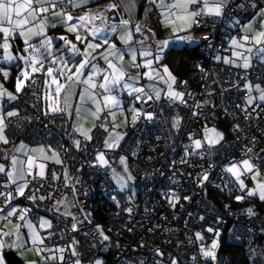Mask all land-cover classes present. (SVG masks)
Returning <instances> with one entry per match:
<instances>
[{"label": "built area", "instance_id": "2783aa9c", "mask_svg": "<svg viewBox=\"0 0 264 264\" xmlns=\"http://www.w3.org/2000/svg\"><path fill=\"white\" fill-rule=\"evenodd\" d=\"M67 4H61L57 10L66 9ZM255 9H264L262 0H230L221 17H205L199 27H193L195 42H181L195 46L199 54L190 60L188 74L176 76L173 86L185 93L186 104L172 102L163 94L159 101L142 103L135 99L137 94L129 95L127 90L112 93L141 112L116 149H105L99 129H92L91 140L81 142L77 148L65 113L43 111L41 75L48 66L54 67L45 62L44 68L33 73L21 92L15 94V100L1 101V116L5 118L8 143L39 144L48 152L58 153L62 164L45 163L44 178L33 179L27 175L29 170L25 171L24 178L30 181L26 195L35 192L37 199L17 197L11 204L29 209L27 218L33 223L38 214L50 218V241L65 248V252L75 241L80 260L94 262L102 257L110 264H171L175 257L178 264H230L229 256L218 248L216 261L204 258L200 252L201 244L207 247L218 239L219 245L241 247L247 264H264V201H237L235 196L241 190L222 169L223 164L230 163L242 167V161L250 159L264 177V104L249 106L243 88L246 82L264 87V60L252 61L251 68L245 70L212 59L224 52L222 38L231 16L244 18ZM130 23L127 26L133 28L135 45L151 43L158 50L157 44L165 41L157 39L145 23ZM137 24L142 26L140 33L135 31ZM94 62L105 66L98 58ZM142 85L149 90L146 82ZM11 108L17 116L7 117L5 111ZM146 113H152L153 118L147 119ZM176 118L180 124L173 127ZM207 128L221 133L223 139L215 145L205 140L196 149L193 141L202 140ZM97 151L112 160L120 154L127 157L135 197L130 198L126 191L118 192L112 186L105 172L111 165L101 166L95 157ZM31 171L35 175L34 167ZM205 173L207 180H203ZM248 178L249 174L242 177L244 181ZM8 191L13 192V186L0 175V192ZM64 192L73 199L76 211L72 216L54 210ZM49 193L51 199H39ZM173 193L180 198L175 207L168 202ZM3 201L4 197H0V204L4 205ZM248 208L254 209V216L247 215ZM73 223L77 224L76 231L72 230ZM97 225L110 237L109 241L101 243ZM209 228L213 231H207ZM216 231L220 233L218 238ZM196 232L201 233L203 241L196 239ZM156 249L163 256L156 255Z\"/></svg>", "mask_w": 264, "mask_h": 264}, {"label": "snow or ice", "instance_id": "6c2138e0", "mask_svg": "<svg viewBox=\"0 0 264 264\" xmlns=\"http://www.w3.org/2000/svg\"><path fill=\"white\" fill-rule=\"evenodd\" d=\"M65 2L71 3L73 7H79L81 5H87L89 3V0H78V3L77 0H0V34H2V43H0V49H3V56L0 57V59L7 63H11L16 60H22L25 62L27 67L31 68L32 73L39 72L42 68H44V63L47 57L53 56L54 38L48 37L46 35V19L42 18L43 14L49 13L50 10H53L51 12L53 16L61 17L62 22L66 25V29L68 32H77L78 26L84 27L86 25L93 24V22L98 19L102 22L104 19H106L103 9L97 10L95 12L89 11L79 17H74L63 9L57 10L59 9V6L61 4H64ZM229 2L230 0H172L171 3L166 4L165 0H159V6L162 9H165V11L161 13V15L163 16V23L165 27L171 28L174 39L159 42L157 44V48L160 54H157L154 57V60L146 59L142 65H137V67H145L149 69L148 71L142 74L148 80L156 79L162 81L167 85V91L163 92V95L168 100L172 102L178 101L180 104L187 103V101L185 100V93L176 91L173 87L177 83V79L173 75V73L169 70L166 65L162 66V73L156 68H153L152 65L154 61L158 63L161 60V54L164 52V49L169 46L170 43L195 42V37L191 34V30L193 29V27H199L205 17H221L224 14V10ZM130 3H132V6L135 7L134 0H130ZM241 6L243 7V5ZM117 7L118 5L115 3L107 5V8L109 10H114ZM253 7H255V5H253ZM260 12L264 13V9H261ZM74 20L78 21V24L69 23ZM129 23V20L122 19L120 20L118 25L114 24L110 27V31L113 33L117 32L118 29L120 30L119 39L125 45H128L133 40V33L127 29V25ZM51 27H55V25H51ZM135 31L137 33H140L142 31V26L137 24L135 26ZM149 31L151 30L149 29ZM244 31L245 34L239 39L234 37L230 41V47L232 48V57H235L236 60H242L243 63L237 64L236 60H233L229 57L221 58L217 56V60L223 59L224 64L233 65L235 67H242L245 70L251 68V55H259L261 59L264 60V21L260 22L259 29H256L253 27L252 24H249L245 26ZM179 33L186 34L179 35ZM89 35L94 38H99L101 42L93 43L92 41H89L86 38L81 37L79 34H77L76 40L86 44V48L83 52H81V50L77 47L75 43H72L66 37H59L60 40L64 41L65 45H70V47L67 49L68 52L72 53L73 56L79 54L83 56V59L77 65L74 66L75 71H73V66H71L70 62L65 60L63 56L59 58L53 57L51 63L57 65V67H48L46 69V76L50 77V83L52 85H55L56 100L58 101L61 93L64 92L65 102L67 103L68 85H66L65 83H60V78H66L68 82L72 83H83L88 85L90 89H95L97 87V84L95 83L93 78L101 72V69L98 68L96 64L91 63V60L95 59V56L92 55V52H95L97 49L101 48L102 45H108L109 50L107 51V55H104V60L106 61L108 68L111 69L112 72L111 74H104L103 82L99 84V87L101 89H104V91L108 93L107 95H104L102 97L103 107H101L100 100L96 99V97L91 92H88L87 96L88 99H91L96 106V111L95 113H93L96 119L100 118L98 114L101 111H103L104 109H108L114 120L115 113L111 112V109L114 107H118L120 105V100L117 98V96H114L111 93L116 90L117 86L120 85L121 81L125 79V74L123 71L117 69L116 65L112 62V59H110L109 57L119 58L120 60H123L124 56L119 52L115 44H109V40L104 27H92L89 30ZM17 36L23 38V43L26 46L24 51L28 52L29 55L12 54L10 50V42L14 41ZM34 38H41L38 44L32 42ZM204 39L207 40L208 37L205 36ZM140 43H143V41H141ZM249 44H251L252 46L249 47ZM88 49H91L92 52H89ZM129 51L131 52L133 62H135L136 50L129 49ZM245 53H248L249 55H245ZM140 55L143 57H149L152 55V53L148 50H145L142 51ZM89 66L92 69L91 73L88 74L86 78L81 79L82 75L84 74V70ZM0 71L3 72L4 78L7 79L9 73L7 71H3V69H0ZM201 71H203V69H201ZM57 72L59 73V77L54 74ZM139 75L140 74H138V77ZM21 76L23 77V79L17 77L16 81L17 93L21 92V90L26 86L25 82L30 79V73L29 71L24 70L21 72ZM48 84L49 81L46 80L45 85L47 86ZM123 87L125 89H130L129 95H132L134 93L137 94L135 96V99L142 103H148V101H152L153 99H155L156 101L161 100L162 90L156 88L155 86H151L147 91L143 87H133L128 84H124ZM244 87L248 91V93H252L253 91L259 93L258 97H253L251 95L248 96L247 104L249 106H251L253 104L254 99L257 98L259 101L264 102V88H262L260 84H255L253 86L251 83H246ZM4 97H7L9 100H15L17 98L13 93L8 92L6 89L3 88L2 85H0V99ZM81 98H84L83 94ZM257 107H259V105H257ZM51 110L61 111V109L58 107H53ZM245 111H247V109H245ZM195 114L196 113H194V115ZM17 115L18 113L16 111L7 112V117H14ZM140 115L141 112L139 110H133V123L136 122L137 118L140 117ZM145 116L147 119L153 118L152 113H146ZM249 116L250 114L245 118L247 119L249 118ZM179 124L180 120L179 118H176L173 127H178ZM5 128V118L3 116H0V142L7 144L9 141L5 134ZM76 131L79 132L80 135H82L86 140H91V129H84L83 127H78ZM105 131H107V129H105ZM121 139H123V137L119 134H116L113 137L110 133L109 138L105 140V147L108 149H114L119 146V142ZM222 139L223 135L217 132L215 129H205V140L209 145H215L219 143ZM193 144L196 149H200L202 146L200 140H194ZM75 146L77 148L80 147L79 140L75 141ZM39 151L43 153L44 149H40ZM248 151L251 152L252 150L248 149ZM52 158L55 159V162L57 164L62 163L57 153L53 152ZM96 159L101 165H106L108 163L103 153L98 154ZM121 163L124 164V171L128 172L125 157H121ZM12 164L13 166L16 164L15 159L12 160ZM33 165L34 158L29 157V171L27 172V175L32 176L33 179H35L37 176L40 178H44V165L41 164L37 166L39 168V171L36 172L35 175L31 171ZM227 171L235 177L236 181L239 184L240 190L242 192L246 190L247 197L258 196L261 201H264V177L261 176V172L257 169V166L250 159H244L242 161V167L238 166L237 164H232L230 167L227 168ZM0 173H5L8 182L16 185L15 195H13V192L11 191L0 192V197H4V207L0 208V213H5V210L7 209L5 215L0 218L6 220L8 224H13V220L11 219L12 217H16V220L23 222V224L15 223L14 231H5L3 229H0V252H2V250L6 247L21 250L24 248V245L29 242L35 247V250L38 254L52 252V249L47 248V246L45 245L46 237H42L40 233L36 230V228L33 226V224L28 221L27 216L30 210L27 208L19 209V215H17V207H10L11 201L14 200L16 197H25L26 199L33 201L37 199L35 192L32 195H26L25 190L29 188L30 181L25 180L23 173L17 175L13 171H6L4 165H0ZM247 174H252V180L255 182V188L246 187L245 181L244 179H242V177L246 176ZM53 177L55 178V174H53ZM114 178L116 179V182L121 190H123L127 186V181H131L134 179V177L130 173H128L127 177L114 173ZM207 179L208 176L205 173V175L203 176V180ZM17 180H24V182L17 184ZM4 187L7 188L8 184H5ZM38 191L39 189H36V192ZM46 198L51 199V193H49L48 197H45L43 195L39 196L40 200H44ZM245 198L246 197L243 195L235 196V199L237 201H242ZM113 199H115V197H113ZM179 199L180 198L173 193V195L168 198V202L172 207H175L176 204L179 202ZM184 199L187 200L188 197H184ZM63 204H65L64 200L57 201L54 210L59 211L58 206ZM127 211L131 213L132 209L129 208L127 209ZM245 212L249 216L255 215V211L253 208H248L245 210ZM63 215L71 214L65 212L63 213ZM85 218L87 219V216ZM201 219H203V217H201ZM22 227H26L28 229L29 237L27 241H25L20 235V229ZM40 227L50 229L52 228V224L50 223V221L42 218L40 221ZM76 229L77 224L73 223L72 230L76 231ZM96 231L99 233L101 243H103L104 241H109L110 237L105 234L104 230L99 225H97ZM128 231H132V229L129 228ZM149 231H152V229H149ZM207 231L212 232L213 229L209 228L207 229ZM12 236H15V239L11 240L10 243L2 238ZM49 236H51V233H49ZM195 236L198 241H203L204 239L200 232H196ZM215 236L217 238L220 236L219 231L215 232ZM75 244L76 242L73 241V243L69 245V248L71 249V255L74 257H78L79 253L75 249ZM141 247H143V244H141ZM218 247V239H213L211 245L207 247L201 244L200 252L202 253V256L204 258H211L212 261H216V249ZM55 252L62 254L65 252V248L57 247L55 249ZM155 253L158 256H163V252L160 249H156ZM41 259H43L45 261V264H47L48 261H54L57 259H59L60 261H64L65 257L63 255L57 257L55 254H53L47 256L41 255ZM0 264H4V258L2 254H0ZM75 264H81V260L77 258L75 260ZM95 264H103V262L97 259L95 260ZM141 264H143V261H141ZM171 264H178V261L175 257L171 259Z\"/></svg>", "mask_w": 264, "mask_h": 264}, {"label": "crops", "instance_id": "0c3cea01", "mask_svg": "<svg viewBox=\"0 0 264 264\" xmlns=\"http://www.w3.org/2000/svg\"><path fill=\"white\" fill-rule=\"evenodd\" d=\"M101 1H104V0H89V3L87 5H81L79 7H73L72 4L70 3V7L67 8L68 10L64 9V11L68 12L69 14H71L74 17H79V16L84 15L85 13H87L89 11L95 12L97 10H101V9H97L98 7L95 8V6L98 5V3L101 2ZM112 1L117 3V5H118V10H119L118 13H119V15H125L126 17H128L130 19H133L134 21L132 23H134V22H143V23H145L147 25L148 29L151 30V33L155 37H157L158 39H163V40H168L167 38H170V40L174 39L173 33L171 31V28L165 27V25L163 23V16L161 15V13L163 11H165V9H162L159 6V0H143L140 3H137V1L134 0L135 7L132 6V3H130V0H112ZM171 2H172V0H165L166 4L167 3H171ZM77 3H78V0H77ZM263 3H264V0H263ZM102 9H103L104 15L106 17V19H104L103 22L106 25L105 26V31H106V34H107V37H108V40H109V44H115L116 48L124 56L123 60H120L118 58V61H117L116 65H117L118 69L123 71L124 74L126 75V69H127L128 65H129L130 57L132 56L131 52L129 51V49L133 48L134 43L131 41L128 45H125L119 39V34H120V30L119 29L115 33L110 31V24L111 23H109L108 20L110 18H112V16H111L112 13L109 10H108L109 12H106L104 10V8H102ZM52 11L53 10H50L49 13L43 14L42 18L46 19V28H45L46 35L48 37H53L54 38L53 41H55L54 42L55 46H58V45L64 43L63 40L59 39V37L64 36L69 41H71L72 43H75L77 45V47L81 50V52H83L85 50V48H86V44L85 43H81L80 41L76 40V35L77 34H79L81 37L86 38L89 41H92L93 43H100L101 42L99 38H94L91 35H89V30L92 27H100V21L101 20L98 19V20L94 21L93 24H89V25H86L84 27H79L78 26L77 32H68L67 29H66V25L62 22L61 17L53 16L51 14ZM263 14L264 13H262L259 10L255 9V10L249 12L244 18H239L236 15L231 16V18L225 23L226 33H225V35L222 38V43H223L225 49H224V52L219 53L221 58L229 57V58H231L233 60H236L235 57H232V48L230 47L231 39L234 38V37L239 39L241 36H243L245 34V31H244L245 26H247L249 24H252L253 27L256 28V29H259L260 22L264 21ZM249 19H251V20L246 22ZM252 20H254V22H252ZM106 22H107V24H106ZM255 22H256V24H254ZM69 23H77L78 24V21L74 20V21H71ZM51 25H55V27H51ZM4 26H7V25H4ZM127 29L130 31L129 28H127ZM182 34L183 33H179V35H182ZM40 39L41 38H34L32 42L35 43V44H38ZM0 43H2V34H1ZM10 43H11V49L10 50H11L13 55H17L19 52H23L25 47H26L25 44L23 43V38L18 37V36H17V38L14 41H11ZM145 44L146 45L149 44L150 47H152L150 43H145ZM146 45L142 44V46H146ZM183 45L184 44H181V42L170 43L169 46H168V49L165 51V53H167L169 50H172V49H178V48L182 47ZM67 46H69V45H67ZM136 46H139V45H136ZM184 46H189V45H184ZM248 46L251 47L252 45L249 44ZM17 47H20L19 51L15 50ZM88 51L90 52L89 49H88ZM154 55L155 56L157 55L155 53V51H154ZM245 55H249V54L245 53ZM2 56H3V49H0V57H2ZM82 59H83L82 56L77 54L75 56V64H74V66L77 65ZM110 59H112V62L115 61V58H113V57H111ZM162 59L163 58H161L159 63L164 62ZM253 59L257 60V61H262V59H261V57L259 55H251V60H253ZM216 62L224 64L223 63V59L217 60ZM236 63L237 64H242L243 61L242 60H236ZM225 65L235 67V66L229 65V64H225ZM74 66L72 67L73 71H75ZM22 68L24 70L29 71L30 77H31V75L33 74L31 72V70L29 68H27V67H23V66L21 67V64H20L19 60L13 61L11 63H7V62H4L2 59H0V69H3V71H7L9 73L8 78L5 79L4 76H3V72L0 71V85H2L4 89H6L8 92L13 93L14 95L16 93L17 77H20L21 79H23V77L21 76ZM89 68H90V66L87 67L84 70V74L82 75L81 79H84V78L87 77V71L89 70ZM98 68H100V67L98 66ZM236 68L243 69L242 67H236ZM100 69H101V71H104L107 68H106V66H104L103 68H100ZM169 69L174 75V72H173L172 68L170 67ZM44 71H45V69H44ZM43 74H44V72H43ZM124 81H125V79L123 81H121L120 87H122V84L124 83ZM142 82H146V81H142ZM60 83H65L66 85H68L67 99H68V101H71V104H73L72 100L75 99V104H76V101L78 100L80 94H82V92L85 89V84L68 82L66 80V78H62L60 80ZM246 83H248V82H246ZM246 83L243 84V88L247 92L246 97H248L249 95H251L253 97H258L259 93L256 92V91H253L252 93H248V91L244 87V85ZM251 84L254 86L257 83H251ZM262 88H264V87H262ZM254 92H255V94H253ZM246 97H245V99H246ZM3 100L12 101V100H9L7 97H4V98L0 99V103ZM60 100H61V102H62V100H65V93L64 92L61 93ZM245 102L247 103V100H245ZM253 103L264 104V102L259 101L258 98L254 99ZM9 110H13L14 111V109L11 108V109L6 110L5 113L7 114V112ZM1 112L2 111H1V107H0V116H1ZM66 117H67V115H66ZM67 119H68V117H67ZM24 145L29 146L28 147V152H30V154L28 153L26 155V159H29V157L34 158L33 167L35 169V172L39 171V168L37 167L38 165H41V164L44 165L46 163V162H41L42 156L45 157L46 155L42 154L39 150L40 149H44V153L47 154V155H52V153H53V151H49L48 152L43 146H41L39 144L30 145V144H26L24 142H13V143L4 144V143L0 142V159L3 158L4 156L6 157L5 163L2 164V165H4L6 171H10V170H7V167L12 162V158H14V154L13 153H15L19 148H23L24 149ZM58 157H59V155H58ZM127 164H128V161H127ZM15 166L18 168V170L17 171H13V172L16 173L17 175H19L21 173L24 174L25 171L29 170L28 169V163H22L20 165H16L15 164ZM0 175H2L4 178L7 179V176H6L5 173H0ZM23 182H24V180H17L16 183L20 184V183H23ZM12 186H13V193H15L16 185L12 184ZM251 199L260 200L258 196L252 197ZM64 201H65V204L58 206L59 210L62 213L67 212V213L71 214V215H67V216L74 215L76 210H75L74 203L72 201L71 196L67 197V199H65ZM1 206L4 207V205H1ZM11 206L17 207V205L14 204V203L10 204V207ZM17 209H18L17 215H19V208L17 207ZM6 211H7V209L5 210V213H6ZM5 213H0V217H3V215H5ZM11 219L13 220V224H8L6 220L0 218V229H3L5 231H14V224L15 223L23 224L22 221H18L16 219H14V217H12ZM27 219H28L29 222L34 224L33 226H35L36 230L39 233H43L44 234V231H42V229H40L37 226L38 225V221H39L38 218H37L35 223H33L31 220H29V218H27ZM20 235L25 241H27L28 237H29L28 229L26 227H22L20 229ZM41 236L45 237V234H44V236L43 235H41ZM2 238L10 243L11 240L15 239V236L2 237ZM29 243H26L24 245V248L21 249V250H16L14 248H7V247L5 249H3L2 252H0V254L3 255L4 264H9L6 261V259H5V254L7 252H12L14 254L15 258H14L13 264H45L44 261H41V255L47 256V254H49V255L55 254L57 257L60 256V253L55 252L56 248L52 249V252L38 254L36 252V250H35V247H32V248L28 247ZM45 245L47 246V248L51 249L50 247H48V245L54 246V245H57V244H53L50 241V236H49V237H46V239H45ZM62 255L65 257V260L61 261L62 264H65V263L75 264V260H74L75 257L71 255V249L70 248H69V250L67 252L62 253ZM76 258H78V257H76ZM55 261H59V259L54 260V261H48L47 264H53ZM82 261H84V260H82Z\"/></svg>", "mask_w": 264, "mask_h": 264}, {"label": "rangeland", "instance_id": "374dc122", "mask_svg": "<svg viewBox=\"0 0 264 264\" xmlns=\"http://www.w3.org/2000/svg\"><path fill=\"white\" fill-rule=\"evenodd\" d=\"M142 1L143 0L137 1V3H140ZM111 3H115V2H113L112 0H104V1L99 2L98 5L95 6V8L98 7L97 9L104 8V10L106 12L111 11L113 19H109L108 20V22L111 23L110 27L112 25H114V24L118 25L119 24L118 21L120 19L124 18V15H119L118 7L116 9H114V10H109L107 8V5H109ZM115 4H117V3H115ZM69 7H70V3H69V6L67 4V8H69ZM263 16H264V14H263ZM128 19L130 20L131 23L134 21L133 19H130V18H128ZM251 19L247 20L246 22L250 21ZM252 22H254V20H252ZM106 24H107V22H106ZM254 24H256V22ZM127 28H129L130 31L133 33V28L132 27L127 26ZM167 39L170 40V38H167ZM54 42L55 41H53V56L52 57H47L45 62L49 64V63H51V60L53 59V57L59 58V57L63 56L65 60L70 62L71 66H74V64H75V56H73L72 53L67 51V49L70 47V45L67 46L64 43H62V44H60L58 46H55ZM144 45H146V44H144ZM151 46L152 47H150L149 44L146 45V46H142V45L136 46L135 44L133 45L132 49L136 50V60H135V62H133L132 56L130 57L129 65H128L127 69H126L125 81L122 84V87H120V85H119V86H117L116 90H114V91L122 92V91L127 90V91L130 92V89H125L123 87L124 84H128V85H131L133 87H143L142 86V81H146L150 87L151 86H155L156 88L162 90V94H163V92L167 91V85L165 83H163L162 81H159V80H156V79L148 80L146 77H144L142 75L144 72L149 70L148 68L137 67V65H142L146 59H153L154 60V57H155L154 51L156 53V52H158V50H155V48H154V46L152 44H151ZM89 50H90V52H92L91 49H89ZM108 50H109L108 45H102V47L97 49V51L92 52V55L95 56V58L100 59L104 63V65L106 66L107 69L104 70V71H101L100 73H98L93 78L95 83L97 84V87L95 89H90L88 87V85L85 84V89L82 92V94L84 95V98L82 99L81 98L82 94H80L78 100L76 101V104H75V99L72 100L73 104H71V101H68V99H67V103L65 102V100H62V102H61L60 97H59L58 101L56 100V97H55V85H52L50 83L51 78L46 76V69L44 71L43 78H42L41 93H40L42 109H43L44 112H57V111H52L51 109L53 107H58V108L61 109V111H63L65 113V115H67L69 123L71 125V129L74 132V137H73V144L74 145H75V141H77V140H79L80 143L83 142V141H86V139L82 135H80L79 132L76 131V129L78 127H83L84 129H91V130L92 129H99L101 132H103L102 142H103V144L105 146V140L109 138V134L110 133L112 134L113 137L116 134H119L120 136L123 137L124 134H125V130L128 127L132 126V124H133V120H132L133 110L134 109L137 110V109H136V107H134L131 104V102H124V100L120 99V98H118L120 100V105L118 107H114V108L111 109V112L115 113V119L114 120H113V117H112V115H111V113H110V111L108 109H104L103 111H101L98 114L99 117H100L99 119H96L95 116L93 115V113H95V111H96V106L92 102L91 99H88L87 94H88V92H91L96 97V99L100 100L101 107H103V99H102V97L104 95H107L108 93H106L104 91V89H101L99 87V84L103 82L104 74H111V72H112V70L108 68V66L106 65L107 63L104 60V55H107V51ZM145 50L150 51L152 53V55L149 56V57L141 56L140 53L142 51H145ZM18 54H20V55H29V53L25 52V51L19 52ZM217 56L220 57V54L218 53L212 59L214 61H217V59H216ZM82 58H83V56H82ZM109 58H111V57H109ZM93 60H91V63H94ZM117 61H118V58H115V61L113 63L116 65ZM19 62L21 64V67L22 66L23 67H27V65L25 64L24 61L19 60ZM163 65H166L168 68H170V66H169L170 64L169 63H166V62H161V63L158 62V63H156L155 61H154L153 65H152V67L156 68L157 70H159L162 73V66ZM48 67H50V66H48ZM55 67H57V65L54 64L53 68H55ZM116 67H117V65H116ZM27 68H29V67H27ZM29 69L31 70V68H29ZM117 69H118V67H117ZM22 71H24L23 68H22ZM91 71H92V69L90 67L89 70L87 71V76H88V74L91 73ZM54 74L59 77V73L58 72L54 73ZM138 74H140L139 77H138ZM61 79L62 78H60V80ZM46 80L49 81V84L47 86L45 85V81ZM134 94H132V95H134ZM247 98L248 97H246L245 100H247ZM54 101H55V103H54ZM9 111H13V110H9ZM105 129H107V131H105ZM121 140H120V142H121ZM195 140H200L201 141V145H203L205 143V137H203L202 140L201 139H195ZM120 142H119V144H120ZM28 147L29 146L24 145V149L23 148H19L15 153H13L14 154V158H12V160L13 159L16 160V165H20L22 163H28L29 159H26V155L28 153L30 154V152H28ZM116 148H114V149H116ZM105 149H108V148L105 147ZM100 153L104 154V152H102V151H97L96 154H95V157H97V155L100 154ZM42 154L46 155L45 157H48V158H45V157L42 156L41 162L52 163V164H56V165H61L62 164V163L57 164L55 162V159L52 158V155H47L44 152ZM104 157L108 161V163H110V165H111L105 172H106L107 177L111 181L112 186L118 192L126 191L130 198L135 197L136 196V193H135L136 191H135V187H134V184H133V180L127 181V186L123 190H121L119 185L116 182V179L114 178V173L120 174V175L125 176V177H127L128 173H130L129 169H128V172L124 171V164L121 163V157H125V158H127V157L125 155H122V154L118 155V157L116 159H113V160L112 159H108L105 156V154H104ZM5 160H6L5 156L3 158H1L0 159V165L5 163ZM126 164H127V159H126ZM232 164L233 163L223 164L222 165V169L226 173H228L232 177V179L236 182V184L239 186V184L236 181L235 177L232 176V174L227 171V168L230 167ZM101 166H104V165H101ZM127 167H128V164H127ZM7 170L17 171L18 168L15 165L13 166V164L11 162L8 165ZM245 184H246L247 188H255V182L252 180V174H249V178L245 181ZM14 195H15V193H14ZM238 195L245 196L246 197L245 199H251L252 198V197H247L246 190L244 192L241 191ZM67 197H70V193L64 192L63 194L60 195L58 201L59 200H65V199H67ZM55 206H56V203H55ZM0 208H2L1 205H0ZM37 218L39 219L37 226L40 229H42V231H44L45 237H49L50 229L41 228L40 227V221H41L42 218L50 221V218L48 219L46 215H42V214H38ZM44 234L40 233V235H43V236H44ZM28 247L32 248L34 246L31 243H29ZM48 247H50L51 249H54V248L59 247V245H54V246L48 245ZM47 255H49V254H47ZM60 255H62V254L60 253ZM76 259L77 258L75 257L74 260H76ZM98 259L101 260L103 262V264H109V260L108 259H104L102 257H100ZM41 261H44V260L41 259ZM55 262H61V261L59 260V261H55ZM65 264H70V263H65ZM81 264H95V261L94 262H90L88 260H84V261L81 260Z\"/></svg>", "mask_w": 264, "mask_h": 264}, {"label": "trees", "instance_id": "16d2710c", "mask_svg": "<svg viewBox=\"0 0 264 264\" xmlns=\"http://www.w3.org/2000/svg\"><path fill=\"white\" fill-rule=\"evenodd\" d=\"M262 2H263V0H262ZM263 5H264V3H263ZM124 17H126V16L124 15ZM15 50L19 51L20 47H17ZM196 56H199V54H198L195 46H184L183 45L182 47H180L178 49L169 50L167 53H165L163 55L162 60L164 62L170 64L169 66L172 68L175 77L176 76H186L190 70V65H189L190 60ZM252 61H254V59L251 60V62ZM262 61H259V62H262ZM93 62H94V60H93ZM100 68H103V67H100ZM42 78H43V73L41 75V85H40L41 87H42ZM70 196H71V194H70ZM251 200H255V199H251ZM221 245H223V244L219 245L218 251L224 252L229 256L230 264H247L241 247L228 246V245L221 246Z\"/></svg>", "mask_w": 264, "mask_h": 264}, {"label": "water", "instance_id": "95a60500", "mask_svg": "<svg viewBox=\"0 0 264 264\" xmlns=\"http://www.w3.org/2000/svg\"><path fill=\"white\" fill-rule=\"evenodd\" d=\"M100 26H102V27L105 28L106 25H105L104 22L100 21ZM14 258H15V256H14V254H13L12 252H7V253L5 254V259H6V261H7L9 264H13V262H14Z\"/></svg>", "mask_w": 264, "mask_h": 264}, {"label": "bare ground", "instance_id": "6f19581e", "mask_svg": "<svg viewBox=\"0 0 264 264\" xmlns=\"http://www.w3.org/2000/svg\"><path fill=\"white\" fill-rule=\"evenodd\" d=\"M0 39H1V34H0ZM40 93H41V86H40ZM16 142H18V141H16Z\"/></svg>", "mask_w": 264, "mask_h": 264}, {"label": "clouds", "instance_id": "9594fccd", "mask_svg": "<svg viewBox=\"0 0 264 264\" xmlns=\"http://www.w3.org/2000/svg\"><path fill=\"white\" fill-rule=\"evenodd\" d=\"M31 76H32V75H31ZM30 78H31V77H30ZM26 83H27V82H26ZM26 83H25V84H26Z\"/></svg>", "mask_w": 264, "mask_h": 264}]
</instances>
